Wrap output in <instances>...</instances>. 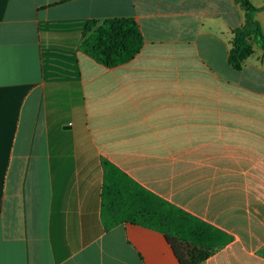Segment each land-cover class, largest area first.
<instances>
[{
    "label": "crops",
    "instance_id": "crops-1",
    "mask_svg": "<svg viewBox=\"0 0 264 264\" xmlns=\"http://www.w3.org/2000/svg\"><path fill=\"white\" fill-rule=\"evenodd\" d=\"M240 9L0 0V264H179L154 229L106 228L104 161L233 237L202 264H264V57L227 63ZM114 18L144 44L106 68L81 45Z\"/></svg>",
    "mask_w": 264,
    "mask_h": 264
},
{
    "label": "trees",
    "instance_id": "trees-1",
    "mask_svg": "<svg viewBox=\"0 0 264 264\" xmlns=\"http://www.w3.org/2000/svg\"><path fill=\"white\" fill-rule=\"evenodd\" d=\"M244 12L243 26L233 33L228 64L241 71L258 48L264 57V30L249 0H235ZM96 25L92 22L89 29ZM144 44L137 23L131 18L105 20L81 45V50L106 68L133 60ZM102 218L106 228L133 224L162 233L179 264H202L233 237L183 211L137 184L119 168L103 162Z\"/></svg>",
    "mask_w": 264,
    "mask_h": 264
}]
</instances>
